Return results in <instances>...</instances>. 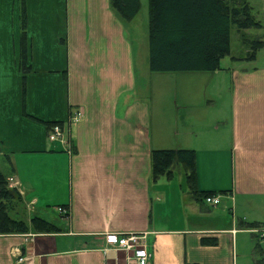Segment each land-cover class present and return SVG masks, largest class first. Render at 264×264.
Returning a JSON list of instances; mask_svg holds the SVG:
<instances>
[{"label": "crops", "instance_id": "obj_1", "mask_svg": "<svg viewBox=\"0 0 264 264\" xmlns=\"http://www.w3.org/2000/svg\"><path fill=\"white\" fill-rule=\"evenodd\" d=\"M19 5L0 0V171L21 194L13 214L30 231L0 236V264H137L106 243L128 233L148 234L149 264H264L258 55L232 73L228 110L212 117L213 133L199 125L192 146L176 144L196 152L199 190L221 196L213 207L193 199L187 183L174 185V174L153 179L152 152L172 137L152 123L133 40L110 0H26V76ZM44 122L66 123L72 154L49 141ZM33 217L60 232L36 233Z\"/></svg>", "mask_w": 264, "mask_h": 264}, {"label": "trees", "instance_id": "obj_2", "mask_svg": "<svg viewBox=\"0 0 264 264\" xmlns=\"http://www.w3.org/2000/svg\"><path fill=\"white\" fill-rule=\"evenodd\" d=\"M19 4L21 27L19 69L26 76L32 70L29 62L26 0H19ZM110 6L124 22L133 21L141 10L140 0H110ZM234 27L249 50L246 60L254 61L264 48V41L251 40L245 32L260 30L263 25L257 20L253 7L246 0H149L150 71L153 73L219 71L221 61L231 54V31ZM44 124L49 131L53 125L63 126L64 122ZM174 166H181L184 169L189 195L193 199L204 203L207 197L217 195L215 192L199 190L194 150L166 149L152 152L155 181L161 176L171 179ZM8 178V175L0 171V236L27 234L30 231L29 224L17 214H13L22 206V196L16 189L10 187ZM30 225L39 234L60 232L55 224L40 217H33ZM202 243L213 245L216 240L203 239Z\"/></svg>", "mask_w": 264, "mask_h": 264}, {"label": "rangeland", "instance_id": "obj_3", "mask_svg": "<svg viewBox=\"0 0 264 264\" xmlns=\"http://www.w3.org/2000/svg\"><path fill=\"white\" fill-rule=\"evenodd\" d=\"M246 1L253 7L257 20L263 25L260 30L246 31V36L251 40L264 41V0ZM140 2L141 10L136 18L131 22H124L126 35L131 37L135 47L138 92L149 100L152 123L163 132L165 129L168 136L172 137V140L166 142L165 136L164 142L168 144V147H157V150L187 149L185 147L192 146L190 144L195 140V136H200L202 130L199 131V125H205L204 133H213L212 117L218 116L223 110H228L232 73L239 68H250L254 63L240 62V60H246L249 50L243 44L237 28L234 27L231 31V54L221 61L219 71L215 73L151 72L149 69V0H140ZM13 26L14 24L11 25ZM257 63L264 65V48L258 53ZM67 137L69 138L68 135ZM69 141L71 142L70 138ZM178 143L185 147L178 148L176 145ZM172 170L174 185L182 184L185 187L184 169L181 166H174ZM54 210L58 213L57 207H54Z\"/></svg>", "mask_w": 264, "mask_h": 264}, {"label": "built area", "instance_id": "obj_4", "mask_svg": "<svg viewBox=\"0 0 264 264\" xmlns=\"http://www.w3.org/2000/svg\"><path fill=\"white\" fill-rule=\"evenodd\" d=\"M81 112H76L72 117L70 123H77L80 120ZM68 131L66 123L64 125H53L48 133V139L51 143H59L63 146L65 151L72 154L73 143L67 137ZM70 142V143H69ZM11 180V179H10ZM205 203L217 207L221 204V196L214 195L207 197ZM61 213H66L63 209L59 210ZM261 240L264 245V231L261 232ZM106 243L116 251H124L133 257L137 264H149L151 259V252L149 250L148 234L147 233H128V234H109L106 237ZM23 262V259H19Z\"/></svg>", "mask_w": 264, "mask_h": 264}]
</instances>
